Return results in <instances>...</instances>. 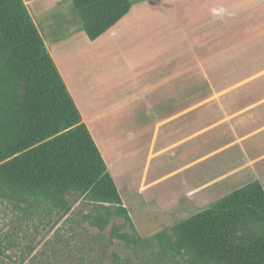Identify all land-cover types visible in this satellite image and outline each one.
Listing matches in <instances>:
<instances>
[{"label": "rangeland", "instance_id": "obj_1", "mask_svg": "<svg viewBox=\"0 0 264 264\" xmlns=\"http://www.w3.org/2000/svg\"><path fill=\"white\" fill-rule=\"evenodd\" d=\"M172 3L147 12L140 30L98 42L85 35L72 0L47 11L29 7L74 86L96 89L79 95L82 110L143 239L171 232L255 180L264 185V0H189L180 14ZM176 57L181 74L195 80L194 113H175L171 87L163 96L157 88ZM246 100L262 103L252 111ZM70 206L0 200V264H152V247L111 238L124 219L112 217L101 231L86 220L93 205L77 196Z\"/></svg>", "mask_w": 264, "mask_h": 264}, {"label": "trees", "instance_id": "obj_2", "mask_svg": "<svg viewBox=\"0 0 264 264\" xmlns=\"http://www.w3.org/2000/svg\"><path fill=\"white\" fill-rule=\"evenodd\" d=\"M72 2L90 41L133 7L131 0ZM77 196L93 205L86 220L101 231L112 217L124 219L111 238L152 247V264H264L259 180L143 239L24 0H0V200L67 212ZM4 255L0 233V263Z\"/></svg>", "mask_w": 264, "mask_h": 264}, {"label": "crops", "instance_id": "obj_3", "mask_svg": "<svg viewBox=\"0 0 264 264\" xmlns=\"http://www.w3.org/2000/svg\"><path fill=\"white\" fill-rule=\"evenodd\" d=\"M163 1L164 0H141L138 4L133 3V7L127 16H125L118 24H116L113 28H111L107 33H105L100 38H98L97 40L92 41V42H98L100 40H105V39L108 41H114V39H116L121 33L125 32L127 30H130V29L140 30L141 26L143 24V19L146 16L145 14L147 12L149 13L151 11V9H154V8H157V9H160V7L164 8V6H162ZM172 1H173L172 5H173V7H175V9L180 8L177 11V13L180 14L182 12V9H183L182 7L184 6L185 1H189V0H172ZM24 2H25L26 6H27V8H28L33 20H34V16L32 14V11L29 8L31 5H36L34 7V9L40 8L42 11H47V10H51L53 8L54 9L58 8L57 5H59L62 2V0H24ZM154 12L155 11H152V14ZM34 22L37 25L35 20H34ZM39 29H40V27H39ZM40 31H41V29H40ZM53 57H54L53 59H55L54 61L56 63L57 59L55 56H53ZM57 64H58L57 67H59L58 69H60L59 71H61L60 73H61L71 95L73 96L78 108L82 111L81 114H82L83 122H85V124H87V126H88V121L86 120L85 114L83 112V110L85 111V109H83V107H82L83 104L81 102V99L79 98V95H84V96L86 94L89 95V93L95 92L96 89H94V87L90 88V86L87 85L86 89H83V91L81 90L82 93H80L79 92L80 90H78L76 88V86H74V84H73L74 82L69 79L70 77L67 74H65V73H67L66 70L64 71L61 69L59 62H57ZM167 66L172 67L171 71H170V69H168L167 74H165V72L163 71L162 75L160 76V81L157 83V88H159V90L161 91V93H160L161 96H163V94L165 93L164 89L167 86H170L172 98L175 99L174 101H176L175 108H174L175 113H184V114L185 113H191V112L194 113L196 111V109L198 108L195 105V98L197 97V92L195 91L194 77H190L189 75L185 76L184 73L181 74L180 66H179V60L177 57L175 59L171 58L170 61L168 62ZM161 68H162V66H161ZM195 68H197V64H193V66L191 68V72H195ZM203 74L205 77H208V74L206 72L204 73V70H203ZM211 93H213L214 96L216 95V97H223V95H222L223 92L222 93L221 92L216 93L215 91H213ZM202 95H204V94H202ZM202 95H201V93L198 94V96H202ZM255 96H257V95H253L251 97H255ZM257 97H259V96H257ZM185 98L188 100L187 106H184L186 103L184 101ZM220 101H219V106L221 108H223V101L222 100H220ZM248 102H249L248 106H251V110L254 109V107H256V106H260V104L262 103V102H260V103L257 102L255 104L253 101L251 102V101L246 100V104ZM84 108H85V106H84ZM93 111H90L87 114V116L91 115V113ZM97 145H99L98 147L101 148L100 143H98ZM101 151H102V149H101Z\"/></svg>", "mask_w": 264, "mask_h": 264}]
</instances>
